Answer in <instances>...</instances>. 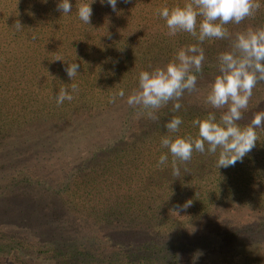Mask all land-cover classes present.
<instances>
[{
  "label": "trees",
  "instance_id": "trees-1",
  "mask_svg": "<svg viewBox=\"0 0 264 264\" xmlns=\"http://www.w3.org/2000/svg\"><path fill=\"white\" fill-rule=\"evenodd\" d=\"M29 1L32 9H45L49 16L34 17L31 22L34 29L31 28L26 38L33 35L44 41H0L1 66L6 69V64L9 65L11 72L8 73L12 75L8 78L17 75L13 77L16 86L11 80L0 79V86H15L8 98L4 99V93L1 94L0 144L7 137L23 135L27 130L33 138L39 134L53 140L58 134L67 137L75 130L73 127L103 115L106 117L103 129L110 134L87 151L78 171L76 169L71 176L73 183L63 182L52 190L47 189L60 194L61 223L56 221L71 235L54 239L44 232L40 239L34 237L36 241L28 247L24 243L26 236L13 234L9 237L0 232V255L6 259L4 262L15 264L21 254L39 245L34 254L35 263L31 264H36L39 257L44 264H264V207H246L242 203V209L249 214L246 217L240 216L239 205L234 202L238 196L255 201L264 195V181L256 179L257 176L264 177V154L258 159L251 151L242 163L237 162L234 167L221 171L216 166L218 152L215 155L194 152L189 162L178 161L180 176L175 177L171 167L173 158L160 143L166 134L164 124L173 116H179L183 121L180 132L174 135L194 138L198 135V128L192 125L194 119H203L209 112H215L219 119L223 110L213 109L202 98L201 92H209L219 74L218 57L231 50L232 41L228 40L248 28L264 27V0H256L261 7L253 16L240 24L225 26L231 34L229 38L207 39L200 45L205 61L202 72L196 73L198 91H186L178 111H174L173 102H169L156 112L158 119L155 121L148 118L145 110L129 106L127 98L138 88L141 71L151 72L156 67H164L180 48L198 43L187 32L170 36L167 27L162 25L154 31L148 25L150 19L151 23L155 22L151 18L153 13L148 11L147 14L143 10L163 2L171 9L176 2L128 0L127 7L131 12H126L119 10L125 2L117 0V11L114 12L107 0L103 4L101 0H70L72 12L63 15L62 11H57L59 0ZM188 2L190 0H179L178 5ZM80 3H92L90 25L77 15ZM5 42L6 46L15 43L14 47L7 51ZM73 62L79 63L80 68L71 81L64 69L65 63ZM42 79L50 82H40ZM71 83L78 85V91L72 93L74 99L57 106L55 96L60 87L66 84L71 90ZM260 84L264 82L257 83L252 90L254 96L243 112V119L238 122L241 126L250 123L256 112L264 111V99L258 98L259 92L256 94ZM121 90L124 91L122 98L118 95ZM113 96L116 101L110 103ZM101 130L96 128L97 133ZM256 132L258 137H264V127L256 128ZM165 153L168 164L158 167L159 157ZM23 164L22 160L16 162L9 170L20 175L26 168L20 183H39L37 174L42 167ZM122 166L130 170L132 180L137 176L145 194L135 192L120 196L117 200L121 203L113 205L100 203V195H104L105 188L106 192L110 189L113 175L120 178L119 185L126 181ZM0 168H4L1 160ZM77 174L83 178V191L78 188L80 183L74 181ZM224 182L226 189L222 188ZM71 185L74 186L72 193L69 192ZM253 185L263 190L257 197L249 194ZM143 199L172 204L164 203L158 209H150V205L143 209L134 206ZM189 200L192 204L183 208ZM178 205L181 206L179 209ZM17 211L22 212L18 207ZM69 223L73 230L66 225Z\"/></svg>",
  "mask_w": 264,
  "mask_h": 264
},
{
  "label": "clouds",
  "instance_id": "clouds-1",
  "mask_svg": "<svg viewBox=\"0 0 264 264\" xmlns=\"http://www.w3.org/2000/svg\"><path fill=\"white\" fill-rule=\"evenodd\" d=\"M123 2L127 3L128 0ZM101 3L103 4L104 0H101ZM91 4L80 3L77 6L79 19L87 25H90L93 15ZM107 4L114 12L117 11V0H107ZM260 7L256 0H190L183 6L160 9V16L166 20L168 35L175 36L178 32H187L198 43L180 48L175 58L164 67H156L151 72L141 71L138 88L128 96L127 104L145 110L148 118L154 121L158 119L156 112L169 102H173L174 111L180 110L184 93L198 91L196 73L202 72L205 61L204 49L200 45L207 39L229 38L231 34L225 26L230 23L240 24L253 16ZM57 11H62L63 15L71 13L70 0H59ZM198 18H202L199 24ZM14 27L18 31L23 30L19 20ZM218 63L219 74L210 85L206 103L213 109L223 110L219 119L215 112H209L203 119H194L192 125L198 128L195 138L191 135H174L180 132V125L183 123L179 116H173L164 124L166 134L161 137L160 143L162 148L168 149L173 158L171 167L175 177L180 176L178 161L189 162L194 152H207L210 155L218 152V169L234 167L237 162L242 163L243 158L256 146V128L264 127V111L256 112L250 123L245 126L238 123L243 119V112L248 107L252 90L257 83L264 81V27L248 28L236 33L231 50L222 52ZM65 64L67 67L64 71L72 81L79 74L80 64ZM70 89L66 84H62L58 95L55 96L57 106L65 100L74 99L72 93L78 91V85L71 83ZM118 95L124 97V91L121 90ZM115 101L116 96H113L109 102ZM167 164L168 154H161L157 166ZM191 204L192 201L189 200L182 207L186 209ZM176 207L179 209L181 206Z\"/></svg>",
  "mask_w": 264,
  "mask_h": 264
},
{
  "label": "rangeland",
  "instance_id": "rangeland-1",
  "mask_svg": "<svg viewBox=\"0 0 264 264\" xmlns=\"http://www.w3.org/2000/svg\"><path fill=\"white\" fill-rule=\"evenodd\" d=\"M168 1L170 3L176 2L175 4L178 5L179 0ZM127 5L128 3H125L123 7L119 8V10L131 12L129 11L130 9L127 7ZM163 7L170 8L163 2L162 5L161 3H158L157 7L153 8L152 6H150L149 9L146 8L145 10H143L144 12L147 11V14L148 11L153 13V16H151V18L155 22L151 23L150 19L148 25L152 26L154 31L159 30V26L162 25L167 27L166 20L162 18L159 14V10ZM172 7H174L173 4L171 5V8ZM32 8L33 6L29 0H0V41H44L42 40V37H37L33 35H31V38H26V36H28V33L31 31V28L34 29V24L32 26L31 23L34 17H36L37 15L49 16L48 11L45 9ZM260 16L261 15H259V17ZM17 20L20 21L23 30L18 31L14 27V24ZM228 41H232V39ZM14 44L15 43L10 42V45L6 46L7 43H3V45L6 46L7 51L10 48L14 47ZM14 49L18 51L17 48ZM6 55H8V53ZM1 63L2 62H0V79L4 78L3 80H11V83L16 86L17 81L13 77L17 75L8 78L9 74L12 75L11 73H8V71H10L9 65L6 64L7 68L5 69L1 66ZM52 80L53 79H51V81ZM40 82L47 83L50 81L42 79ZM2 86H0V98H2L1 94L4 93V99H6L9 95L13 94L11 93V90L13 92L15 91L13 89L15 86ZM263 86L264 84L258 85L259 89L256 91V94L259 92L257 95L259 99H264ZM2 88L3 92H1ZM206 92L207 91L201 92L202 98L205 101L207 97L205 96ZM252 96H254V93L252 94ZM103 116L104 117L97 116L96 119L91 120L89 123L77 126L76 128L73 127V129L75 130H71L70 135H68L67 137L62 136V134H58L55 140L48 138L44 139L41 137V134H39V137L37 136L36 138H33L32 135H28L27 129V131H24L23 135H19L17 137H7L3 140V143L0 144V160L3 162L4 165L3 169L0 168V177H2V180L0 181V232L9 237L13 234L16 236H26L25 238L27 240H24V243H26L28 247H30L31 243H34L36 239H40L41 237H43L45 235L44 232L48 235H51L54 239H58L65 235H71L70 233L62 229V224L57 223V221H61V219H59L61 217V214L58 211V200L60 194L50 191L48 192L47 189L52 190V188L54 189L55 187L62 185L63 182L73 183L71 180V176H73V174L75 173L74 171L76 169L78 171L80 161L83 157L87 156V151L92 150L94 144L100 143L98 141H100L101 138L106 139L110 134H108V131H106L105 128L103 129L106 123V117L105 115ZM29 127L30 125H28V128ZM96 128L98 130L102 129V134L100 132L97 133ZM41 133H43V131ZM251 151H254V153L256 154L255 158H263L262 155L264 154V137H258L256 146ZM27 158H32V160L28 161ZM21 160L22 163H24L23 165L25 166L34 165L36 167H42V169H39L40 174H37V179L39 183H28L27 185L20 183V181L23 180L21 177L27 171L26 168H23V171L20 175L12 174L13 169L9 170L10 166L15 165L16 162H19ZM88 164L91 166H96L91 163ZM122 168L124 167L122 166ZM111 169L116 170V168ZM262 169L264 170V168ZM220 170L224 171L222 168H220ZM124 171H126V181L121 182V185H119L120 178L113 175L112 183L108 187L110 189H108L106 192L107 188H105L104 195H100L102 197L100 203L106 205L110 202L113 205L115 204V202L121 203V200H117L120 198V196L122 198V196H125L126 194L129 196L130 193L135 192L138 195L145 194L142 191L143 188L140 185L137 176H133L132 180L130 176V170L126 169L125 167ZM122 173L123 172H121V174ZM89 176L90 174L87 175L88 179ZM67 177L68 179H66ZM260 178H262L261 182H263L264 177L262 175L261 177L257 176L256 179ZM82 180V176L78 174L74 180L80 183L78 187L80 191H83V189H81V186L83 185ZM253 186V188H249V194H253L257 197L263 190H260L257 185ZM222 188H227L225 182L223 183ZM73 189L74 186L71 185V187L69 188V192L72 193ZM49 193H51V195ZM260 196H262V198L260 199L257 197L255 201H249V199L241 198L238 196L239 199L234 200V202L236 201V203L239 205V210L241 211L240 216L242 215L247 217V215H249L242 209V203H244L243 205H245L246 207H264V195L262 194ZM74 199L77 200V198ZM133 199L137 200V197H134ZM124 202L125 200H123V203ZM139 202L142 203H134V206H139L137 208L140 209L147 208L149 205L150 209H158L160 206L164 205V203H168L169 206L172 204L170 202H164L160 200L150 201L149 199H143ZM17 207L20 208L22 212L17 211ZM54 219L55 221L57 219V221L55 222ZM66 225L70 226L71 230H73V227L70 223ZM38 247L39 245H36L35 249H30L27 251L26 254H21L15 264H31V262L33 261L35 263L34 254H36V248ZM5 260L6 259H3L0 255V264H4ZM40 262L44 264V260H41V257H39L37 263L40 264Z\"/></svg>",
  "mask_w": 264,
  "mask_h": 264
}]
</instances>
